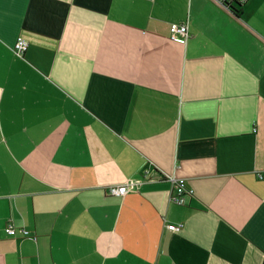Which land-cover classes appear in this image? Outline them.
I'll use <instances>...</instances> for the list:
<instances>
[{"label": "crops", "instance_id": "crops-1", "mask_svg": "<svg viewBox=\"0 0 264 264\" xmlns=\"http://www.w3.org/2000/svg\"><path fill=\"white\" fill-rule=\"evenodd\" d=\"M234 1L0 0V264H264V0Z\"/></svg>", "mask_w": 264, "mask_h": 264}, {"label": "built area", "instance_id": "built-area-1", "mask_svg": "<svg viewBox=\"0 0 264 264\" xmlns=\"http://www.w3.org/2000/svg\"><path fill=\"white\" fill-rule=\"evenodd\" d=\"M219 2L225 3L229 0H218ZM241 2V1H239ZM189 36L188 28L185 23H171L169 25V38L175 42L185 43ZM28 47V42L22 36H17L15 43L13 45V51L17 56H23L24 52ZM260 178L261 175L258 174ZM171 184V192L169 193L170 203L183 205L186 202V198L193 194V190L190 186L187 185V182L184 178L176 176L167 177ZM129 189V182H123L121 184H110L105 187V190L108 194L123 196ZM183 224H167L166 228L171 231H179L182 228ZM4 231L8 235H15V229L11 222H8Z\"/></svg>", "mask_w": 264, "mask_h": 264}, {"label": "trees", "instance_id": "trees-1", "mask_svg": "<svg viewBox=\"0 0 264 264\" xmlns=\"http://www.w3.org/2000/svg\"><path fill=\"white\" fill-rule=\"evenodd\" d=\"M226 4H228V6L230 7V9H232V11L234 12L235 15H239L241 12V3L238 1H234L233 4L226 2Z\"/></svg>", "mask_w": 264, "mask_h": 264}]
</instances>
